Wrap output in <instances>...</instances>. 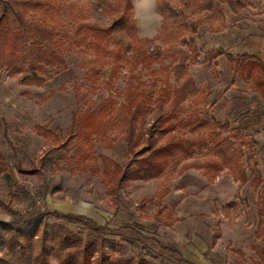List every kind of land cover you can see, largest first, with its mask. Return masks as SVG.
<instances>
[{
	"label": "rangeland",
	"instance_id": "obj_1",
	"mask_svg": "<svg viewBox=\"0 0 264 264\" xmlns=\"http://www.w3.org/2000/svg\"><path fill=\"white\" fill-rule=\"evenodd\" d=\"M240 1L245 8L238 15L227 5L216 3L229 30L212 34L207 24L201 26L194 35L200 49L224 48L234 56L243 55L245 53L236 48L242 32L264 37V0ZM132 2L139 38L154 39L162 25L157 0ZM172 2L175 8L183 10L186 0ZM104 9L97 0H61L60 17L50 22L58 26L60 53L67 68L52 71L51 79L45 83L29 82L23 76L11 78L5 70L0 71V149L10 166L9 171L0 176V225L36 213H43L49 224H59V218L53 213L58 211L84 216L101 226L100 233L90 232L82 225L70 227L84 239L102 236L120 244L122 258L129 262L137 258L153 264L260 262L264 238L256 239L255 230L258 196L264 191V143L256 142L253 137L264 118L261 68L252 64V76L234 77L224 57L190 66L196 84H206L212 91L211 116L215 121L229 123L233 131L241 132L250 146L246 152L254 154L256 165L249 169L243 163L238 170L226 171L213 182L194 169L167 182L168 193L162 204L173 211L172 217L166 210L158 214L156 179L131 180L121 186L116 185L115 179L108 182L102 158L125 168L135 167L133 154L124 142L108 140L103 134L93 135V148H85L88 156L74 161L77 140L70 139L74 117L95 109L114 93L106 85L88 80L87 69L82 66L83 56L74 45L73 37L83 23L108 25L111 17ZM64 33L72 38L71 42L65 40ZM155 44L162 48L157 42L149 44V50ZM169 63L168 59L155 62L152 70L156 76L140 67L134 74L151 86L158 85L159 70ZM129 66L123 70L114 89L126 88L131 75ZM108 72L109 67L104 70L102 80L107 79ZM153 116L154 111H151L145 122L149 124ZM38 127L61 134L63 140L51 143L37 132ZM108 134L114 138L111 131ZM66 140L70 141L68 145ZM258 175L263 183L256 191L251 182ZM217 233L220 234L218 240ZM237 251L243 252L244 257ZM52 264H57L55 258Z\"/></svg>",
	"mask_w": 264,
	"mask_h": 264
},
{
	"label": "trees",
	"instance_id": "obj_2",
	"mask_svg": "<svg viewBox=\"0 0 264 264\" xmlns=\"http://www.w3.org/2000/svg\"><path fill=\"white\" fill-rule=\"evenodd\" d=\"M217 2L227 5L235 15L245 8L240 0H186L183 10H178L172 0H157L161 29L154 39L142 40L138 36L132 0H97L111 17L110 23L106 26L83 23L73 36L74 45L83 56L82 66L87 69L88 80L114 90L95 109L74 117L70 127V139L77 140L74 161L88 156L85 148H93V135L103 134L108 140L124 142L133 154L135 167L125 168L102 158L104 174L108 182L117 180V186L131 180L156 179L159 215L166 210L172 217L173 211L162 204L168 193L165 185L186 171H201L213 182L226 171L238 170L243 163L249 169L256 165L254 154L246 152L250 146L241 132L233 131L229 123L213 119L210 113L213 104L209 101L212 91L206 84L198 86L190 72V66L224 57L234 77L252 76V56H234L224 48L203 51L197 45L194 35L201 26L207 24L212 34L227 30ZM60 5L61 0H0V71L5 70L11 78L23 76L29 82L43 84L51 79L52 71L67 68L60 53L58 26L50 22L60 17ZM64 38L72 40L68 33H64ZM157 42L162 48L155 44L149 50V44ZM167 59L170 63L160 68L161 77L156 78L158 85L151 86L134 74L140 67L156 76L153 64ZM128 65L131 75L126 88L114 89ZM107 67V79L102 80ZM261 70L264 74V65ZM151 111L154 116L147 124L145 118ZM110 131L113 139L108 134ZM37 132L51 143L63 140L61 134L44 127H38ZM69 142L66 140V145ZM9 169L0 149V176ZM262 183L263 178L258 175L251 187L258 191ZM258 199L255 237L262 239L264 191ZM53 213L59 224L47 223L43 213L2 223L0 264H52L53 258L57 264H153L143 258L124 260L120 244L102 236L84 239L70 227L82 225L90 232L100 233L103 228L91 219ZM215 237L220 239V234ZM237 253L244 257L243 252ZM262 256L256 264H264V249Z\"/></svg>",
	"mask_w": 264,
	"mask_h": 264
},
{
	"label": "crops",
	"instance_id": "obj_3",
	"mask_svg": "<svg viewBox=\"0 0 264 264\" xmlns=\"http://www.w3.org/2000/svg\"><path fill=\"white\" fill-rule=\"evenodd\" d=\"M228 30L229 28L226 31ZM262 32L264 33V28ZM242 33L243 36L241 38V42L238 46H236V48L242 51V53H247L248 55L252 56V64L260 69L261 66L264 65V37L253 35L250 32L248 34H244V32ZM258 126L260 127V130L255 131L253 139L256 142L264 143V118L261 123H258Z\"/></svg>",
	"mask_w": 264,
	"mask_h": 264
}]
</instances>
